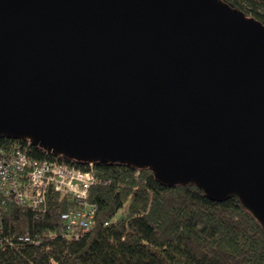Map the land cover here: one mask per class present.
Here are the masks:
<instances>
[{"label":"water","instance_id":"1","mask_svg":"<svg viewBox=\"0 0 264 264\" xmlns=\"http://www.w3.org/2000/svg\"><path fill=\"white\" fill-rule=\"evenodd\" d=\"M151 167L264 223V27L221 0H0V138Z\"/></svg>","mask_w":264,"mask_h":264},{"label":"trees","instance_id":"2","mask_svg":"<svg viewBox=\"0 0 264 264\" xmlns=\"http://www.w3.org/2000/svg\"><path fill=\"white\" fill-rule=\"evenodd\" d=\"M264 27V0H221ZM38 159L93 169L86 201L95 225L79 238L62 214L81 205L50 189L42 209L0 199V264H264V223L237 197L211 198L197 183L165 184L151 167L54 156L8 137ZM69 233V234H68Z\"/></svg>","mask_w":264,"mask_h":264},{"label":"built area","instance_id":"3","mask_svg":"<svg viewBox=\"0 0 264 264\" xmlns=\"http://www.w3.org/2000/svg\"><path fill=\"white\" fill-rule=\"evenodd\" d=\"M95 181L93 169L78 168L55 159H38L20 146L0 143V199L13 198L18 204L42 209L50 189L76 196L81 205L62 214L72 229L70 232H74L70 235L76 238L95 225L97 208L86 201Z\"/></svg>","mask_w":264,"mask_h":264},{"label":"rangeland","instance_id":"4","mask_svg":"<svg viewBox=\"0 0 264 264\" xmlns=\"http://www.w3.org/2000/svg\"><path fill=\"white\" fill-rule=\"evenodd\" d=\"M249 18V17H248Z\"/></svg>","mask_w":264,"mask_h":264}]
</instances>
